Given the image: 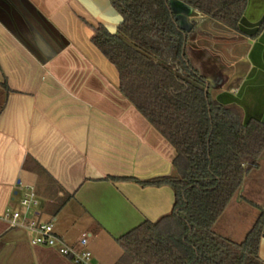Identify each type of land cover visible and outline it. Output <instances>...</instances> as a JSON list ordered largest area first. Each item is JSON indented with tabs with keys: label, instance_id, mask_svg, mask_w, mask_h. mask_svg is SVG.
Masks as SVG:
<instances>
[{
	"label": "crops",
	"instance_id": "0c3cea01",
	"mask_svg": "<svg viewBox=\"0 0 264 264\" xmlns=\"http://www.w3.org/2000/svg\"><path fill=\"white\" fill-rule=\"evenodd\" d=\"M263 13L264 0H249L245 27ZM206 19L193 11L180 23L195 33ZM119 21L110 0H0V264H74L54 248L31 244L24 227L4 218L6 210L25 212V185L34 187L40 204L28 217L53 222L77 251L86 234L91 264H114L122 252L116 238L172 209L170 186L132 179L171 174L176 151L120 93L115 67L90 40L95 27L113 31ZM226 34L219 50L228 56L239 45L241 58L225 77L203 75L189 60L219 102L238 105L244 120L264 123V29L254 39ZM196 39L213 43L201 33ZM263 155L240 189L261 169ZM70 205L69 227L82 230L77 240L61 226ZM259 256L264 261V228Z\"/></svg>",
	"mask_w": 264,
	"mask_h": 264
},
{
	"label": "trees",
	"instance_id": "16d2710c",
	"mask_svg": "<svg viewBox=\"0 0 264 264\" xmlns=\"http://www.w3.org/2000/svg\"><path fill=\"white\" fill-rule=\"evenodd\" d=\"M171 1L110 0L120 21L113 31L95 27L90 39L115 67L120 93L176 151L171 174L130 178L142 186H170L174 201L168 214L116 238L122 252L114 264H264V207L239 242L213 230L244 177L259 166L264 123H244L238 105L209 92L187 56L190 30ZM176 1L252 39L264 29V16L253 34L242 23L248 0Z\"/></svg>",
	"mask_w": 264,
	"mask_h": 264
},
{
	"label": "rangeland",
	"instance_id": "374dc122",
	"mask_svg": "<svg viewBox=\"0 0 264 264\" xmlns=\"http://www.w3.org/2000/svg\"><path fill=\"white\" fill-rule=\"evenodd\" d=\"M171 2L175 4L174 11L178 14L180 21L183 22L184 19L185 22H188L193 10L176 0H172ZM206 20L208 21L206 24H203L202 22L197 23L199 28L195 31V33H189L186 53L191 62L198 65L203 75L210 74L217 77L220 74V77H225L227 70L231 71L234 66L239 64V60L241 58V47L239 48V45L234 44V46H232V48H234L230 50L228 56H225L226 53L223 52L224 50L220 51L219 48L222 44L221 42L227 39L226 33L233 32V30L224 27L210 18ZM188 25L190 26V24H184V27L190 28ZM206 26L208 27L207 29L204 28ZM222 28L226 30L225 34L222 33ZM199 33L206 35L207 38H213V43H211V45L206 43L204 45H200L199 39L195 40V35ZM216 52L221 53V56H217L218 53ZM218 58L222 59L220 60L221 63H218ZM193 66L195 65L193 64ZM212 87L213 85L211 84V91ZM261 164L262 167L259 171H255L252 177L245 179V185H243V187L236 193L223 215L217 221L214 230L218 234L230 240L239 242L244 239L246 233L256 221L261 210L260 207H257L253 203H258L261 207H264V155L262 157ZM257 179H259L260 183L256 182ZM22 194L23 191L21 192V197ZM240 196L249 200L251 203L239 201ZM39 205V203L37 205H33L31 209H36ZM64 214L65 219H62L61 226H63V229L68 230L69 235L74 240L80 239L82 230L79 229V225L72 226V228L69 227V223L72 221L71 219H73V217L75 219V212H73L71 205L66 207Z\"/></svg>",
	"mask_w": 264,
	"mask_h": 264
},
{
	"label": "built area",
	"instance_id": "2783aa9c",
	"mask_svg": "<svg viewBox=\"0 0 264 264\" xmlns=\"http://www.w3.org/2000/svg\"><path fill=\"white\" fill-rule=\"evenodd\" d=\"M39 200L33 186L25 185L20 204L25 209L24 213L18 210H6L4 218L9 221L11 227L22 226L30 235V243L56 249L61 255L70 257L74 264H91L92 253L86 247L87 235L83 234L80 239L82 249L77 251L54 232L53 222H41L28 217V211Z\"/></svg>",
	"mask_w": 264,
	"mask_h": 264
},
{
	"label": "water",
	"instance_id": "95a60500",
	"mask_svg": "<svg viewBox=\"0 0 264 264\" xmlns=\"http://www.w3.org/2000/svg\"><path fill=\"white\" fill-rule=\"evenodd\" d=\"M248 7H249V0H248V5H247V8H246V11H245V13H244V15H243V18H242V21H243L242 23H243V24L246 22V21H245V20H246V19H245V15L247 14ZM263 16H264V13H263V15L261 16V18H260L256 23L249 25L250 28H253V32H250L249 34H253V33H254V30L258 27V24H259L260 21L262 20ZM247 27H248V26H247ZM249 119H250V118H249ZM249 119L244 120V123H246Z\"/></svg>",
	"mask_w": 264,
	"mask_h": 264
}]
</instances>
